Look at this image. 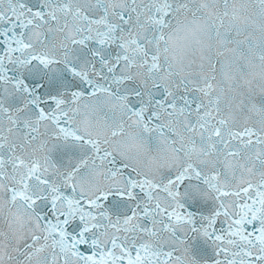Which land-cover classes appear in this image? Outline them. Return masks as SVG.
<instances>
[{
  "label": "snow or ice",
  "instance_id": "obj_1",
  "mask_svg": "<svg viewBox=\"0 0 264 264\" xmlns=\"http://www.w3.org/2000/svg\"><path fill=\"white\" fill-rule=\"evenodd\" d=\"M0 264H264V0H0Z\"/></svg>",
  "mask_w": 264,
  "mask_h": 264
}]
</instances>
